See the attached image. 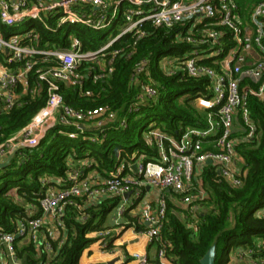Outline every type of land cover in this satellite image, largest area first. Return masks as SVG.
Segmentation results:
<instances>
[{"label": "trees", "instance_id": "16d2710c", "mask_svg": "<svg viewBox=\"0 0 264 264\" xmlns=\"http://www.w3.org/2000/svg\"><path fill=\"white\" fill-rule=\"evenodd\" d=\"M236 1L243 19H247L251 6L259 0ZM46 19L54 24L53 15ZM123 22L121 13L114 25L102 30L69 24L54 32L40 21L26 22V25L36 27L40 47H66L69 36L74 35L81 39L85 50H96L118 34ZM1 28L8 31L4 26ZM110 30L115 31V35L108 39ZM145 30L147 34L136 44L133 34L129 33L116 40L99 62L84 61L80 66L82 85L59 82L67 104L82 110L106 107L116 116L103 126L58 125L47 133L39 146L20 149L9 166L0 167V231L16 232L22 222L42 215L39 200L49 186L57 183L56 178L64 179L67 184L69 173L80 170L82 177L93 171L97 177L105 179L122 161L133 163L140 156L144 161L159 160L158 147L146 135L150 129L180 139L188 128H206L209 114L218 118V106L201 109L195 103L200 97H213L208 77L194 78L183 71L169 74L160 64L162 58L183 57L195 48L178 39L186 25L156 27L147 22ZM225 42L227 46L233 44L230 34ZM115 49L121 52L110 62ZM144 60L148 61L146 69L137 73V65ZM49 64L40 61L36 65L29 74L31 85L27 92H23L22 86L18 87L23 93L19 103L0 114V144L25 127L46 104L48 85L36 84L38 69ZM149 83L157 89V95L141 100L144 87ZM34 87L37 89L31 93ZM136 103H139L138 109L131 110ZM248 107L256 126L255 134L246 138L247 127L242 114L237 122L238 131L233 134L239 139L236 149L243 159L242 184L233 186L213 163H207L197 169L199 190L205 193L203 199L186 206L181 200L175 201L179 194L171 190L166 193L167 212L160 240L154 243L158 248L165 247L173 264H201L214 244L217 246L215 264H231V253L235 249L256 247L258 240L262 241L263 248L256 249L254 256L264 259V217L257 215L264 208V100L250 95ZM72 132L77 136L70 137ZM47 176L55 180L44 181ZM72 200L64 209L63 227L58 239L52 242L53 250L47 251L30 237L16 238L15 250L22 264H80L84 251L99 240V232L110 229L105 221L122 196L105 195L88 200L83 195ZM128 210L123 216L129 221L120 226L145 230V223L129 215ZM41 231L42 235L46 234V226Z\"/></svg>", "mask_w": 264, "mask_h": 264}, {"label": "built area", "instance_id": "2783aa9c", "mask_svg": "<svg viewBox=\"0 0 264 264\" xmlns=\"http://www.w3.org/2000/svg\"><path fill=\"white\" fill-rule=\"evenodd\" d=\"M121 13L124 22L120 32L96 50H85L81 39L74 35L69 36L66 47H40L36 27L26 25V22L40 21L54 32L69 24L102 30L114 25ZM50 14L54 24L46 19ZM147 22L156 27L186 25L178 39L195 48L183 57L162 58L160 64L169 74L183 71L194 78L208 77L213 97H200L198 102L205 108L218 106V118L209 114L206 128H188L180 139L150 129L146 135L158 147L159 160L144 161L140 156L133 163L122 161L105 179L96 175L82 177L80 170L69 173L67 184L62 178L45 177L44 181L55 180L57 183L49 186L39 200L43 214L22 222L16 232L0 231V264H22L15 250L18 237H30L47 251L53 250L52 242L58 239L63 227L64 209L73 203L74 197L84 195L88 200H97L105 195H120L122 200L115 208L120 216L127 208L125 193L132 191L139 195L148 185L174 191L187 206L205 197L204 191L199 190L197 169L207 164L208 159L213 160L219 174L233 186L242 184L243 159L236 149L239 139L233 134L238 131L236 123L240 114L247 127L246 138L255 134L248 98L255 95L264 100V0L251 6L247 19H243L236 0H0V114L19 103L23 93L18 87L22 86L23 92H27L31 85L29 74L36 65L40 61L50 63L37 72L36 85H48L46 104L25 127L0 144V162L19 147L39 146L47 133L58 125L82 128L88 123L103 126L114 118L115 112L106 107L82 110L67 104L59 82L82 85L80 66L84 61L99 62L116 40L129 33L133 34L136 44L147 34ZM2 26L8 31L4 32ZM227 34L233 43L230 46L225 42ZM120 52V49L113 50L110 62ZM51 61L56 63L51 64ZM147 64V60L140 62L137 73L144 71ZM112 70L110 67L109 71ZM36 89L34 87L30 92L34 93ZM156 95L157 89L149 83L144 87L141 100ZM139 103L131 110H137ZM69 135L74 138L77 133ZM133 164H137V176L125 173L127 166L133 169ZM166 212L165 196L161 197L156 210L151 203L145 204L141 222L148 226L142 231L133 230L145 235L151 243L160 240ZM257 215L264 217V209ZM45 226L46 234L42 235L41 229ZM98 235L96 244L102 250H110L112 230L104 229ZM262 244L257 242L256 247L239 248V261L264 264V259L254 256ZM132 257L139 264H173L165 247L157 249L155 259L138 251L133 252Z\"/></svg>", "mask_w": 264, "mask_h": 264}, {"label": "crops", "instance_id": "0c3cea01", "mask_svg": "<svg viewBox=\"0 0 264 264\" xmlns=\"http://www.w3.org/2000/svg\"><path fill=\"white\" fill-rule=\"evenodd\" d=\"M206 146L208 147V144ZM125 173L131 174L133 176L138 175L134 169H132V171L126 170ZM88 175L94 177L96 173L90 171ZM167 192H170V190L148 185L141 190L139 195H136L135 192H132V194L129 196V199L125 198L127 205L126 209H130L128 210V214L135 217L137 216L142 221L141 213L145 204L151 203L154 210L158 209L161 197L165 196L167 199ZM175 201L180 202V197L177 196ZM127 221H129L127 217L123 215L119 216V214H117L114 209L107 216L105 221V226L110 227L112 230L111 249L102 250L99 244L94 243L84 251L80 260V264H108L112 261H114V264H139L138 261L132 257V253L136 251L145 253L149 256V258L155 259L158 249L156 243L149 242L145 235H140L138 232H136L137 230L135 229V226H129L127 228H122V226H120ZM145 225L148 226V224ZM258 242L262 241L258 240ZM238 249H235L231 253V264L241 263L237 257Z\"/></svg>", "mask_w": 264, "mask_h": 264}, {"label": "water", "instance_id": "95a60500", "mask_svg": "<svg viewBox=\"0 0 264 264\" xmlns=\"http://www.w3.org/2000/svg\"><path fill=\"white\" fill-rule=\"evenodd\" d=\"M22 149V147L17 148L16 150H14L13 153H11L4 161L0 162V167L1 168H5L7 166H9L13 160V158L15 157V155L17 154V152ZM208 164L213 163L212 159H208L207 160ZM135 172L138 171L137 168V164H133V167ZM132 194V191L125 193V198L129 199V196ZM216 255H217V246L214 244L211 246V248L207 251V253L205 254V256L201 259V264H215L216 262ZM108 264H114V261L109 262Z\"/></svg>", "mask_w": 264, "mask_h": 264}, {"label": "rangeland", "instance_id": "374dc122", "mask_svg": "<svg viewBox=\"0 0 264 264\" xmlns=\"http://www.w3.org/2000/svg\"><path fill=\"white\" fill-rule=\"evenodd\" d=\"M21 28V27H20ZM119 28H118V30H117V32L119 33ZM113 35H115V31H113V30H110L108 33H107V37H108V39H110ZM165 59V58H164ZM197 105H198V107H200L201 109L202 108H205L204 106H202L199 102H198V100H196V102H195Z\"/></svg>", "mask_w": 264, "mask_h": 264}]
</instances>
